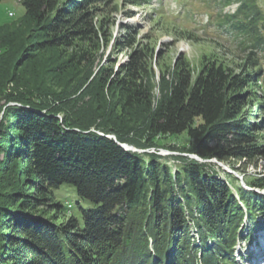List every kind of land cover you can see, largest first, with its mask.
I'll list each match as a JSON object with an SVG mask.
<instances>
[{
    "label": "trees",
    "instance_id": "1",
    "mask_svg": "<svg viewBox=\"0 0 264 264\" xmlns=\"http://www.w3.org/2000/svg\"><path fill=\"white\" fill-rule=\"evenodd\" d=\"M111 1L21 0L22 20L0 23L2 31L29 20L40 37L24 51L22 64L14 65L9 44L0 46V58L8 60L0 80V264L249 259L237 247L264 229V194L253 190L264 189V174L234 167L253 188L246 189L210 160L255 164L264 157V95L257 90L263 70L256 51L264 10L258 0H238L237 11L224 16L253 41L240 71L213 59L194 76L181 61L170 80L162 74L153 107V50L137 39V25L123 24L125 34L113 45L117 53L132 48L126 62L116 69L117 59L108 57L107 65L93 67L110 44L105 14ZM65 52L68 60L55 55ZM184 133L186 144L159 142ZM67 185L94 206L77 200L71 212Z\"/></svg>",
    "mask_w": 264,
    "mask_h": 264
},
{
    "label": "rangeland",
    "instance_id": "2",
    "mask_svg": "<svg viewBox=\"0 0 264 264\" xmlns=\"http://www.w3.org/2000/svg\"><path fill=\"white\" fill-rule=\"evenodd\" d=\"M226 2V0H150L145 5H132L127 0H112L106 5L108 11L105 14L107 23L111 22L110 44L108 47H101L98 51L99 57L93 67L97 70L102 64L107 65L109 63L108 57H111L112 60L117 59L116 69L128 60L132 48L117 53L113 45L117 37L125 34L123 24L132 23L137 25L140 30L137 39L141 40L140 42H150V49L153 50L151 61L154 84L153 107H156L161 97L160 80L162 79V74L165 73L166 79L170 80L174 68L181 61H187L190 64L194 76L198 74L205 61L213 59H220L233 65L236 71H240L241 64H244L246 56L254 50L250 45L253 41L248 39L245 33L236 31L224 17L237 11L239 1ZM258 2L262 10H264V0H258ZM117 3L118 9L115 10L114 5ZM128 11H132L131 14H127ZM24 13L25 9L21 0H0V23L11 24L13 21L18 22V20H22ZM152 17L155 20L160 18L159 23L156 24L155 21H151ZM30 27V21L24 20V22L16 24L13 29L0 31V46L9 44L8 46L11 50L15 49L12 52L14 53V65L18 62L22 64L19 61L22 58V54L34 44L35 38L39 36L36 28ZM258 31H260L263 39L256 51L261 62L260 67L263 70V76L260 79L261 83L257 90L261 95H264V22L262 23L261 21L259 23ZM143 35H148L151 38L143 39ZM111 50L113 52L108 56ZM55 55L61 60H68L70 53L65 52V54L59 53V55ZM7 61L5 56L0 58V80L7 76L5 70H3ZM29 64L31 63L29 62ZM23 74H25L24 70ZM15 76L14 74V79ZM19 79L20 77L15 80ZM9 85L13 86V83ZM254 105L255 103L251 104V106ZM188 141L186 133L180 136L160 137L159 139V142L167 147L169 145H183ZM154 150L157 151L156 149ZM157 152H162V150ZM173 153L179 154V152ZM213 163L215 168L220 170V174L227 178L229 177L224 172H231L238 179L245 176L243 170H236L234 167L240 169L245 167L244 170H246L245 172L248 175L264 174V157L259 158L255 164H248L244 160L236 161L234 159L227 161L218 160V162ZM240 179L239 183L242 181L241 185L244 188L251 189L244 183V179ZM65 187H68V192H70L69 194L67 193L65 200L71 212H73L74 202L77 200H80L85 207L94 206L91 201L78 198L76 189L72 185ZM259 190L263 191L264 189L256 188V191ZM255 217L256 215H253L254 220ZM253 238L254 240L251 243L246 240L238 245L237 249L243 247L245 254L246 252L251 254L249 260L238 257V264H264V229L256 230L253 233Z\"/></svg>",
    "mask_w": 264,
    "mask_h": 264
},
{
    "label": "water",
    "instance_id": "3",
    "mask_svg": "<svg viewBox=\"0 0 264 264\" xmlns=\"http://www.w3.org/2000/svg\"><path fill=\"white\" fill-rule=\"evenodd\" d=\"M122 146L125 147L126 149H134V150H136L134 147H131L130 145H127V144H122ZM214 161H217V160L214 159ZM235 173H237V172L235 171ZM260 192L264 193V190L263 191H260Z\"/></svg>",
    "mask_w": 264,
    "mask_h": 264
},
{
    "label": "built area",
    "instance_id": "4",
    "mask_svg": "<svg viewBox=\"0 0 264 264\" xmlns=\"http://www.w3.org/2000/svg\"><path fill=\"white\" fill-rule=\"evenodd\" d=\"M150 151L155 152V150L153 148ZM159 153H164V151L162 150V152H159Z\"/></svg>",
    "mask_w": 264,
    "mask_h": 264
}]
</instances>
